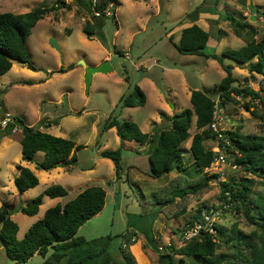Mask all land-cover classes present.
<instances>
[{
  "label": "rangeland",
  "instance_id": "obj_1",
  "mask_svg": "<svg viewBox=\"0 0 264 264\" xmlns=\"http://www.w3.org/2000/svg\"><path fill=\"white\" fill-rule=\"evenodd\" d=\"M137 3L136 0L115 1L116 17L105 19L106 41H102L97 36L89 38L79 28L86 23L82 18H88V15L85 12L78 13L77 0H0V12L14 14L50 8L52 5L57 7V10L37 23L27 40L32 65L15 61L7 74L0 75V123L9 111L33 127L45 132L52 127L49 132L53 135L85 146L78 152L77 165L63 169L58 167L54 171L37 170L40 184L19 194L14 183L18 171L10 164L22 149L21 127L11 135L13 137L6 136V146L3 145L5 141L0 144V204L17 196L8 203L13 205L10 213L19 225L18 239L24 237L29 227L39 220L38 217L44 216L42 212L28 216L21 209L48 187L62 185L68 195L59 199L46 197L43 203L46 210L56 206L59 201L64 204L72 200L87 187L101 186L108 192L107 204L101 213L80 228L77 236L87 240L112 236L111 252H114L125 242L124 234H131L133 241L127 250L136 264H160V254L165 253V248L171 243L182 247L179 242L183 231L188 229L199 208L204 213L209 210L206 207L221 205L220 184L217 182L213 190L202 196L200 201L190 198L192 200L187 212L179 218L171 216L176 209L174 205H170L165 216L163 206L154 202L153 194L176 179L179 172L175 171L160 179L151 178L147 154L149 147L122 141L116 129L100 135L104 122L110 116H119L121 120L137 123L143 132L150 133L152 130L153 134L157 124L152 123V120L156 122L162 119V124L165 121L163 117L169 118L186 108H192L190 96L187 97L186 93L190 88H197L217 101L222 111L219 114L225 118L223 128L226 131L240 127L243 134H262L264 112L259 101L237 98L236 102H228L220 99L217 85L227 76L223 66L213 59L206 61L203 56L181 54L176 45L184 28L198 18L201 22L199 16L202 11L209 10L212 14L213 9H216L219 14L216 20L206 16L213 23L205 53L217 54L223 57V65L235 67L233 74L237 81L234 86H249L258 91L262 78L248 74L247 69L224 57L223 53L246 46L254 37H264V0H153L152 3ZM250 14H254L258 20L252 21ZM235 22L249 23L247 30L242 31V37L235 34ZM217 24H220L219 28ZM51 39L59 44L61 52L52 47ZM103 58L108 60L113 70L97 74L87 89L80 62H96ZM72 64L74 68L66 73L57 72L60 67L68 68ZM146 78L153 80L154 90L148 82H144ZM135 85L145 90L148 103L145 106L123 108L121 97L129 95ZM172 99H178L176 103L179 105L175 109L171 107ZM247 103L252 105L250 111L245 108ZM253 111L257 116L253 115ZM58 121L61 123L60 128L56 126ZM3 129L0 124V141ZM196 132L193 127L190 138ZM190 143L191 139L182 148L187 168L184 175L194 179V157L189 150ZM212 146L213 142H206V147ZM119 148L122 149L124 168L120 180L116 178L114 163L100 156L101 151ZM228 163L227 181L243 178L262 181L243 168L232 169L230 154ZM30 164L35 168L36 160ZM262 191L260 183L253 186L255 194ZM220 212L217 220L220 226L232 229L236 225L246 234L255 230L243 211L227 209ZM219 253L231 254L232 251L228 245H223ZM175 259L177 264L193 261L192 257L180 255L175 256ZM42 262L43 259L36 255L24 264ZM0 264H17L8 258L1 242Z\"/></svg>",
  "mask_w": 264,
  "mask_h": 264
},
{
  "label": "trees",
  "instance_id": "obj_2",
  "mask_svg": "<svg viewBox=\"0 0 264 264\" xmlns=\"http://www.w3.org/2000/svg\"><path fill=\"white\" fill-rule=\"evenodd\" d=\"M115 1L97 0L95 8L101 12L110 9L113 17H116ZM77 4L78 13L85 12L90 17L82 27L83 32L89 38L97 36L106 41L104 27L107 16L93 15L92 0H77ZM56 8L52 5L50 8L42 7L24 14L0 12V75L7 74L15 61L32 65L27 40L37 23L50 12L57 10ZM235 27V34L242 37V31L247 30L249 23L235 22ZM170 39L172 40V37ZM209 39L208 32L193 24L182 30L176 47L181 54L214 59L223 66L227 76L217 85L220 99L228 102H236L237 98L258 100L264 112V37L260 39L254 37L246 46L223 53L224 57L232 59L239 65L248 64L251 74L263 76L258 91L249 86L233 85L237 81L233 75V66L223 65V57L217 54L205 53ZM255 59L257 62H253ZM73 68L72 64L68 68L61 67L58 72L66 73ZM190 101L192 108H186L169 118L163 117L165 121L154 127L153 134L143 132L135 122L121 120L119 116H110L102 125L100 135L115 128L122 141L147 145L149 175L153 179H160L175 171L179 172L176 179L162 189L156 188L153 194L154 202L163 206L165 216L168 215L170 205L176 208L171 215L172 218L177 219L184 215L192 200L190 198L200 201L218 182L221 205L219 208H216L217 205L205 207L223 209L227 204L229 205L227 209L243 211L248 222L255 226L254 231L246 234L236 225L228 229L216 224L215 234L202 231L200 236L186 242L182 247L171 243L165 248L166 252L160 254V264H177L175 256L178 255L192 257L193 261L189 264H264V125L262 134L258 135L243 134L240 127L223 133L229 141L226 148L233 163L247 173L261 178L262 181L249 178L221 181L219 175L208 174L206 171L215 157L212 149L206 147V142L215 140L209 125L217 111V101L201 90L192 91ZM120 102L123 108L140 107L146 105L147 97L141 87L135 85L129 95L121 97ZM222 105L224 109V103ZM251 107L249 103L245 105L247 111H250ZM252 113L257 116L254 111ZM262 119L264 121V118ZM16 126L22 129L21 146L24 161L34 162L38 152L44 153L43 161L36 163L37 170L49 171L61 165L71 168L78 163V152L85 148L73 140L54 136L30 126L17 116L14 122L3 129L1 138L12 135ZM193 127L197 132L192 136L189 150L194 157L195 178L189 179L188 175H184L187 168L182 148L190 139ZM100 156L114 163L116 178L122 179L124 174L122 149L104 150ZM17 169L19 174L15 178V185L19 194H24L39 185V178L31 169L20 165ZM257 183L261 184L263 191L255 194L253 186ZM67 195L68 192L62 185H52L32 199L21 212L35 216L39 213L45 196L61 198ZM107 197L108 192L103 187H87L72 200L49 208L42 219L30 226L23 239L17 237L19 225L12 219L10 213L13 205L8 202L0 204V242L8 258L17 264L27 263L35 255L43 259L42 264H136L127 250L133 241L131 234H124L125 242L114 252H111L114 240L112 236L93 240L77 236L85 223L103 211ZM201 214L202 209L199 208L188 228L200 219ZM223 245H228L232 253H219Z\"/></svg>",
  "mask_w": 264,
  "mask_h": 264
},
{
  "label": "built area",
  "instance_id": "obj_3",
  "mask_svg": "<svg viewBox=\"0 0 264 264\" xmlns=\"http://www.w3.org/2000/svg\"><path fill=\"white\" fill-rule=\"evenodd\" d=\"M97 3V0H92V6H93V15L96 17H100L102 14H105L107 17L113 16V13L110 9H106L105 11L101 12L95 8V5ZM90 19V17H83L82 20L84 22H87ZM222 112V111H221ZM218 104H217V111L214 113V119L213 122L209 125V129L212 131V133L215 135V140L213 141L212 151L215 153V157L211 165L206 169L208 174H216L219 175V180L226 181V169L229 165L228 163V151L226 148V144H229V141L223 134L224 131H226L223 128V124L225 122V118L221 117L219 113H221ZM15 121V116L10 113L6 112L5 118L1 121V126L4 128L7 127L9 124ZM19 126H16L14 129V132L17 131V128ZM231 165V164H230ZM231 168L234 170L239 169L237 165L233 163L231 165ZM229 205H224L223 209H215L211 208L207 212H204L201 214V217L199 220H197L194 225L190 228H188L185 232L182 234L181 245H185L186 242L190 241L193 238H196L201 235V232H209L210 234H215L216 231V224L218 218L221 215V210L224 211L227 209ZM216 208H219V205L216 206Z\"/></svg>",
  "mask_w": 264,
  "mask_h": 264
},
{
  "label": "crops",
  "instance_id": "obj_4",
  "mask_svg": "<svg viewBox=\"0 0 264 264\" xmlns=\"http://www.w3.org/2000/svg\"><path fill=\"white\" fill-rule=\"evenodd\" d=\"M147 1H150V3H152V1L153 0H140V1H136V2H138L137 4H139V5H141V3H143V2H147ZM147 6V5H146ZM117 10V9H116ZM211 10V9H210ZM216 9H213V12H212V14H210L208 11L206 12V11H202V13H201V16H199L200 18H201V22H199V18L197 19V20H195V21H193L189 26H192L193 24H197L199 27L201 26V28L203 29V30H205L206 32H210L211 31V24L213 23V22H211V20H209L208 21V19L210 18V19H212V20H216V18H217V16H219V14L215 11ZM218 10H220V8L218 9ZM216 13H217V15H216ZM206 16H209V18L208 17H206ZM216 17V18H215ZM249 17L250 18H252V17H255V15L254 14H250L249 15ZM257 19V18H256ZM258 20V19H257ZM256 20V21H257ZM188 26V27H189ZM217 28H219V26H220V24H217ZM79 28H82V27H79ZM210 34V33H209ZM180 38H181V34H180ZM257 39H259L258 37H256ZM61 51H62V48H61ZM211 55V54H210ZM204 58V57H203ZM206 61H209L210 59H206V58H204ZM214 60V59H213ZM106 61H108L106 58H103V59H101V60H98V61H94V62H90V63H87L88 65H90V66H98V65H100L101 63H103V62H106ZM253 62H257V59H255V60H253ZM239 65V64H238ZM233 66V65H232ZM234 66H236V65H234ZM243 66V68L244 69H247L248 70V64H243L242 65ZM246 67V68H245ZM61 68V67H60ZM59 68V69H60ZM235 67H233V71L235 70L234 69ZM83 73H84V77H85V68L83 67ZM58 72V71H57ZM248 74L250 73L249 72V70H248V72H247ZM97 74H99V73H97ZM97 74H95L94 75V77H93V79L95 78V76L97 75ZM224 74V73H223ZM251 74V73H250ZM234 75V74H233ZM257 76H260L261 78H263V76H261V75H259V74H256ZM235 77V76H234ZM236 78V77H235ZM237 79V78H236ZM183 81L186 83V79H185V77H183ZM144 82H148V84L152 87V89H153V85H155L154 84V82H153V80H151L150 78H146L145 80H144ZM142 89V88H141ZM144 90V89H143ZM154 90V89H153ZM194 90H197V88H195ZM194 90H191V88L189 89V91H187V93H186V96L187 97H189L190 96V98H191V94H192V91H194ZM145 91V90H144ZM146 94V97L148 96L147 95V93H145ZM147 101H148V97H147ZM176 101H178V99H172V100H170V103H171V107L173 108V109H175L176 108V106L177 105H179V104H177L176 103ZM146 103H148V102H146ZM9 112V111H8ZM160 112H162V111H160ZM11 113V112H10ZM14 115V114H13ZM174 115V114H173ZM172 115V116H173ZM15 116V115H14ZM16 117V116H15ZM18 117V116H17ZM160 122V123H159ZM161 122H162V119L161 120H158V121H154V120H152V123H156L157 125H160L161 124ZM29 125V124H28ZM31 126V125H30ZM56 126L58 127V128H60V126H61V123L58 121L57 122V124H56ZM52 128V127H51ZM51 128H49L48 129V131H46V132H48V133H50L49 131H50V129ZM22 130V129H21ZM20 130V131H21ZM114 130H115V128H114ZM22 132V131H21ZM13 133H16V132H13ZM146 133V132H145ZM50 134H52V133H50ZM150 134H152V130H151V132H150ZM53 135V134H52ZM54 136H56L55 134H54ZM9 137H13V136H9ZM21 139H22V137L20 138V144H21ZM191 139V142H192V138H190ZM5 141V142H4ZM2 142H4L3 143V145H7V139H6V137L5 138H2V140L0 141V144L2 143ZM134 142V141H133ZM190 145H191V143H190ZM21 148H22V146H21ZM102 152V151H101ZM100 152V153H101ZM43 159H44V153L43 152H38L37 154H36V156H35V158H34V160H36V163H38V162H41V161H43ZM30 163H33V162H27V161H25L24 162V160H23V155H22V149L18 152V154H17V156H16V158L15 159H13L12 161H11V164L10 165H12V167H14L15 168V170L16 171H18V169H17V167L20 165V166H22V167H27V168H29V169H31L35 174H36V176L38 175V173H37V168H36V165H35V168L30 164ZM60 167V169H63V168H66V167H61V166H59ZM1 168V167H0ZM58 168V167H57ZM54 170H56V168H54V169H51V170H49V171H54ZM40 171H42V170H40ZM1 172V171H0ZM18 174H19V171H18ZM18 174H17V176H18ZM16 176V177H17ZM45 176V178L48 180L49 178L47 177V175H44ZM15 177V178H16ZM38 177V176H37ZM39 178V177H38ZM39 181H40V179H39ZM14 183H15V179H14ZM40 184V183H39ZM17 191V190H16ZM45 191V190H44ZM26 193V192H25ZM17 196L15 195L14 196V199L16 198ZM46 197H48V196H45L44 198H43V203H44V200H45V198ZM13 199V198H12ZM12 199L11 198H9V199H7L8 201L7 202H11L12 201ZM14 199H13V201H14ZM54 199H59V198H54ZM43 203H42V205H41V211L39 210V213L37 214V215H39L40 214V212H42L44 215H45V210H46V208L44 207V205H43ZM57 204H61V202L59 201ZM47 211V210H46ZM36 216V215H35ZM38 217V216H37ZM44 216L42 215V217H38L39 218V220L40 219H42ZM38 221V220H37ZM36 221V222H37ZM30 228V227H29ZM18 235V234H17ZM25 236V235H24ZM24 238V237H23ZM22 238V239H23ZM36 256V255H35ZM34 256V257H35Z\"/></svg>",
  "mask_w": 264,
  "mask_h": 264
},
{
  "label": "water",
  "instance_id": "obj_5",
  "mask_svg": "<svg viewBox=\"0 0 264 264\" xmlns=\"http://www.w3.org/2000/svg\"><path fill=\"white\" fill-rule=\"evenodd\" d=\"M251 20L256 21L257 19H256V17H252ZM50 43H51L52 47L56 48L59 52H61V47L59 46V44L54 39H51ZM80 64L85 68V77L84 78H85V84H86L87 89L90 88L92 81H93V77L95 74H97V73H109L113 70V67L111 66V64L108 61L103 62L98 66H90L85 61H81ZM61 167H63V165H61ZM17 189H18V187H17Z\"/></svg>",
  "mask_w": 264,
  "mask_h": 264
}]
</instances>
